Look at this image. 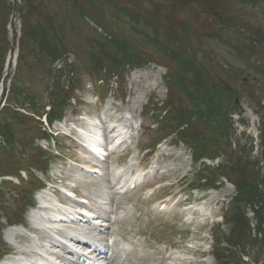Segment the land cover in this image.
I'll return each mask as SVG.
<instances>
[{"label": "rangeland", "instance_id": "obj_1", "mask_svg": "<svg viewBox=\"0 0 264 264\" xmlns=\"http://www.w3.org/2000/svg\"><path fill=\"white\" fill-rule=\"evenodd\" d=\"M156 1L158 0H145L142 8H138L141 12L140 16L147 18L150 24L158 22L163 25V29L166 26V30L171 29L173 25L176 26L177 30L175 31L178 32L179 38H183V42H189L193 47H196L198 60L207 65L214 77L236 91L237 113L236 115L233 113L231 122H229L231 124L228 123L229 126H232L229 133L233 139V143L230 141V144H232L230 151L224 152L223 148H219V145L215 146L209 139L208 142L204 141L203 152L208 153V151H211L210 155H221V158L233 157L236 159L249 156L252 161H258L260 159H257L260 154L256 155L258 142L251 137L259 134V130L264 123V0H249V2H252L251 4H244L246 0H207L211 1L207 2V5L200 3V0H190L198 4L204 11L195 12L184 6L175 7L176 11L174 12L172 10L164 11V15H162L167 16L169 21L163 22H160L156 17V9L153 6V2ZM9 2L13 5L11 0ZM131 8L136 9L134 6ZM12 12L13 10L8 18L6 12L4 15H0V54L3 55L4 63L7 62L10 56L15 57L11 74L9 73L11 76L16 71L18 45L22 34L20 14L17 20V39L14 40L11 26ZM91 13V16L97 22L99 21L105 28H110V32L116 35L123 34V36H119L125 40L122 43L123 47L118 44V49L119 46L121 49L118 57L122 61L132 62L135 60L136 55L141 56L144 54L151 64L128 75L124 79L126 82L124 88L118 87L113 82L109 87L110 90L113 87V91L107 95L104 93L106 99L103 100V103L98 101L99 96L102 95L99 86L92 80L84 67L78 66L79 71L84 72L80 74V84L73 93L75 100L66 106V115L62 122H56L52 131L49 132L45 117L42 119L43 125H41L34 122L31 115L26 113L28 117L24 119L22 124H18L14 128L16 144H13L12 147L15 150V159H7L5 164L10 165L12 161L15 163L26 150L33 149L34 151V148H32L34 144L33 147L47 149L51 166L37 173L40 178L37 179L38 182L44 181L47 183L45 185L46 189L41 192L29 184L20 187L18 191L17 188L14 189L11 185H7L6 190L0 187V211L4 212L0 214V256L5 250L18 253V250L28 249L27 236L23 238L17 234L14 241L9 239L6 235L9 230L6 229V220L10 224L26 222V227L31 232L33 231L32 233L36 234L41 242H49L46 237L50 235L46 231H36L33 225L30 224L29 216L31 212L25 207L29 203L37 209L39 206L38 198L41 197L46 200L50 199V203H52L50 206L52 207L53 201L62 199L61 192L67 189L77 194L78 201L85 199L89 204L88 209L93 211H91L93 215L96 214L106 220L115 218L114 208L123 207L125 209L127 224L123 228L132 230L135 233L134 238L131 237L135 245L130 256H124L122 251L119 250L123 257H120L119 254L116 256L114 260L117 264H246L242 261L241 254L245 255L248 264H264L263 244L255 246L247 244L244 249L238 246L232 248L226 245L224 243L227 239L225 236L231 232V224L228 222L224 224L226 235L217 232L216 223L221 221L223 215L228 216V220L232 218L230 212L231 202L237 196V190L232 185L225 183L223 179L220 180L219 175L215 174V180L223 183L221 185L219 183L213 184L218 187V191H195L194 196H192L184 190L188 188L185 185L190 179H196L193 185L203 189V184L199 183L197 179L205 175L204 172L200 171L204 169L207 163L204 160L195 164L192 161L191 151L188 147L179 143L175 137L167 138L170 135H176L175 132L179 124L172 123L167 128L166 123H160L158 120V112H152V110L159 109L154 108L152 104L158 103L161 108L163 105L165 107L170 100L166 74H168L167 68L172 66V63L168 59L166 60L155 54L151 44L146 41L143 35H135V30L129 32L128 27H125V25H117L114 20V12L102 13L91 9ZM169 14L173 15L171 19ZM34 19L35 17L32 15L31 20ZM87 20L86 23L88 24ZM220 20H223V24L232 26L233 30L229 27L227 29L222 27ZM5 24L8 40H6L4 33ZM83 27L84 32L79 38L75 37L72 32L69 33L70 45L74 47L76 52L70 54L69 61L70 63H77L81 62L80 58H83L84 61L81 63L88 67L89 59L85 51L88 47L87 39L93 36V32L87 29L85 25ZM250 31H255L258 36L255 34L257 37L254 36V38L248 33ZM245 35L254 39V41L251 43L245 40ZM208 56H210V59H207ZM212 59L213 63L210 65ZM218 64L223 66L224 72L221 71L220 73ZM47 69L48 63L46 62V64L40 65L32 71L24 70L22 81H20L21 87L28 88L33 94L43 96L46 103H48V91L44 89L42 79ZM6 73L4 66L2 78H5ZM222 77L224 81L221 80ZM197 87L194 88L196 94L199 95L196 98L200 99L204 89L200 85H197ZM179 88L180 90L174 89L173 98L171 97L174 103L173 107L191 113L192 117L198 115L197 110L192 107L187 96L190 89L186 82H183ZM194 96L191 95V98ZM118 97L120 100H116ZM124 97L126 99H123ZM198 120L205 121L197 116L195 121ZM141 124L144 130L147 129L145 134H143V129L140 127ZM119 126L125 128L128 132V143L123 147L125 153L116 152L110 154L106 158V162H97L101 175L94 177L90 176L91 174H86L84 169H89L90 166L96 167L92 164L94 158L83 147L86 143V136L96 133L95 137L102 136L103 144H107L113 139L114 132H111L110 129L117 130ZM44 128L48 134L53 132L54 140L64 145L63 150H58L61 155L54 152V143L46 140ZM208 136L207 134L206 140ZM191 140L195 141L194 139ZM161 141L162 144L155 154L151 155V153L148 154V151L144 152L145 148L149 149ZM197 147L200 148L198 145ZM9 150L11 148H8L4 144V140L0 138V156L3 157ZM21 159L24 165L30 166L26 158L21 157ZM140 160H143V167L151 166L149 167L150 176L157 175L152 183L154 189L157 187L163 188L156 193L153 203L167 196L174 197L182 192L188 197L190 195L188 202L190 204H186L185 209L178 207L170 213L158 214L152 212L151 205L142 200V198L146 199L149 196V188H145L143 192L135 190L123 196L118 194L120 188L115 191L114 187H116L117 182L113 183V181L115 177L120 182L123 179L117 178L119 175L115 176V170L122 167L119 170L121 174L135 170V173L137 172L140 175L142 172V169L138 167ZM213 163H218V160ZM260 168L262 167L260 166ZM197 171H199V174H196V177L193 178L192 176ZM22 175L25 179L27 178L25 173ZM127 178L128 175L126 180ZM15 182L18 183L16 180ZM262 189H264V186H262ZM186 195L178 198L177 201L185 203ZM200 197H204L205 201L200 202ZM67 206L70 207L69 204ZM74 206L72 204L73 208ZM192 208L205 213L206 216L194 215L192 224L189 225L188 220L191 215H188V209ZM54 215L56 214L54 213ZM232 223H236L235 228L238 230L246 231L244 226L240 224L241 221H232ZM56 227L61 231H66L70 226L60 224ZM71 229L73 228L71 227ZM255 230L251 227L253 237L257 233V230L256 232ZM101 237L99 236L98 240ZM222 247L232 249L230 252H225V259L223 253L220 252ZM214 249H217L216 255L217 257L219 255V262L215 261L212 256ZM55 250L64 255L61 248L56 247ZM3 261H7V259Z\"/></svg>", "mask_w": 264, "mask_h": 264}, {"label": "trees", "instance_id": "obj_2", "mask_svg": "<svg viewBox=\"0 0 264 264\" xmlns=\"http://www.w3.org/2000/svg\"><path fill=\"white\" fill-rule=\"evenodd\" d=\"M144 2L145 0H21L22 34L19 41L17 66L10 84L6 106L0 113V137L5 140L6 145L11 150L5 153L3 157L0 156V177L18 175L20 170L29 167L27 164H23L21 159L23 156L18 157L20 159H17L19 161L16 160L15 163L12 161L10 165L5 164L7 159H15V150L12 147L15 141L14 128L24 122V119L28 117L26 113L31 115L34 122L41 125H43L42 119L45 117V123L49 128L57 120L63 119L66 106L73 99V93L78 84H80V74L84 72L79 71L78 66L84 67L88 74H94L96 77L104 79L107 83L112 78H124L128 71L133 68H141L151 63L144 54L141 56L136 55L135 60L132 62L122 61L118 54L121 50L120 46L125 42L124 39L119 37L123 36V34L116 35L110 32V28H105L99 21L97 22L91 16V9L102 13L114 12V20L117 25H125V27H128L129 32L135 30V35H143L146 41L151 44L155 54L162 56L166 60L168 59L172 63V66L167 68V85L169 86L170 100L167 102V107L161 110L162 120L167 124L174 122L179 124L178 132L183 141L195 153V157L198 159L205 155H209L207 156L209 158L221 156L217 154L210 155L211 151H208V153L203 152L204 141L208 142L209 139L215 146L219 145V148H223L224 152L230 151L229 132L232 126H229L231 124L229 122H231V114L235 113L238 107V103L235 100L236 91L226 83L219 81L217 77H214L207 65L198 60L196 47H193L189 42H183V38V40L179 38L178 32L175 31L177 30L176 26L173 25L171 29L167 30L165 26L164 31L162 24L158 22L150 24L147 18L141 17V12L138 8L141 9ZM207 2L211 1L200 0V3L205 5H207ZM251 3L249 0L244 2V4ZM132 6L136 7V9H132ZM153 6L156 9V17L160 22L169 21L167 16H163L164 11L172 10L174 12L176 11L175 7L184 6L193 10L180 0H158L155 3L153 2ZM12 9L13 6L9 0H0V15H4L6 12V17L8 18ZM32 15L35 17L33 21L31 20ZM86 17L91 18L100 25L104 32L108 34V37L101 36L88 27L84 21ZM169 17L171 19L173 15L169 14ZM222 21L220 20L222 27L226 29L229 27L233 30L232 26L225 25ZM84 25L93 32V36L87 39L88 47L85 51L89 59L88 67L81 63L84 61L83 58H80L81 62H74L73 64L67 62L70 54L76 53L74 47L70 45L69 33L72 32L75 37H81L84 32ZM4 33L6 36V24L4 25ZM248 33L253 37L258 36L255 31ZM244 39L251 43L254 41L247 35H245ZM6 40H8L7 36ZM118 44L120 45L119 49ZM2 58L3 55L0 54V82L5 65L4 58L3 60ZM61 59L65 60V65L61 69H56L54 64ZM207 59H210V56ZM46 62L48 63V69L45 71L42 84L45 87L44 89L48 91V103L45 102L43 96L33 94L28 88L20 86L24 70L32 71L38 66L46 64ZM212 63L213 59L210 65ZM158 65L163 66L161 64ZM217 66L220 73L221 71L224 72L222 65L219 66L218 64ZM71 74L76 75L77 79H71ZM221 80L224 81L223 77ZM183 82H186L188 88L192 91L189 90V95L187 94V96L192 107L198 112V115L194 117L189 112H183L181 109L172 107L174 106L172 101L174 89L180 90L179 87L182 86ZM197 85L204 89L200 99L196 98L199 95L196 94L194 89L195 87L198 88ZM191 95L195 96L191 98ZM259 107L261 106L259 105ZM197 116L205 121H195ZM199 129L202 130L198 131ZM44 133H46V139L53 137L50 133L48 134L46 129ZM207 134L209 136L206 140ZM261 137L263 147L261 159L264 163V123L261 128ZM33 146L35 145H32L34 151L33 149L26 150L31 153V157H29V160L27 159L29 161H27L28 164L36 168L48 166L47 163H43L40 160V157L46 156V151L43 148ZM220 153L222 152L220 151ZM216 171L227 178L237 190V197L232 204V212L234 213L231 220H228V223L231 224V232L225 236L227 239L224 243L232 248L238 246L243 249L247 244H252L253 246L263 244L264 246V189H262V186H264V173H262L260 168V162L252 161L249 156L236 159L226 157L225 162L223 161ZM207 180L202 179L201 181L207 182ZM7 185L3 183L1 188L6 190L8 188ZM30 185L34 186L35 189L40 186V184L35 182H31ZM29 205L28 203L25 208ZM241 206L257 207L255 209L257 220L255 237H253ZM232 221H241L240 224L244 226L246 231H240L235 228L236 223L234 225ZM221 250L220 252L223 253L224 259L226 258L225 252L232 251V249L225 247H222ZM216 252L217 249H215L214 257L219 262V255L217 257Z\"/></svg>", "mask_w": 264, "mask_h": 264}, {"label": "bare ground", "instance_id": "obj_3", "mask_svg": "<svg viewBox=\"0 0 264 264\" xmlns=\"http://www.w3.org/2000/svg\"><path fill=\"white\" fill-rule=\"evenodd\" d=\"M13 24H14V27H15V29L17 28V21L15 20L14 22H13ZM124 131V130H123ZM96 134V133H95ZM95 134H93V135H87L86 136V140H87V142L88 143H92V145L94 146V147H96V146H98V145H96V143H95ZM97 149H98V147H97ZM99 152L100 153H102L103 151L101 150V149H99ZM94 173H96V171L94 170L93 171ZM197 214V213H196ZM199 214V213H198ZM108 229V227L106 228V230ZM19 228H13V229H9L8 230V232L6 233V235L9 237V239H11L13 236H15L18 232H19ZM38 231V230H37ZM49 239H51L50 237H48ZM96 251H98L97 253H100L101 251H105L104 253H100V255L101 254H104V255H107V249L106 248H95V252ZM18 253H20L21 252V250H18L17 251ZM113 255H115V253L113 254ZM79 262H80V259L78 260ZM93 264H115V262H114V259L111 257V256H108L106 259H105V261H103V262H101V261H95ZM138 264V263H137Z\"/></svg>", "mask_w": 264, "mask_h": 264}, {"label": "water", "instance_id": "obj_4", "mask_svg": "<svg viewBox=\"0 0 264 264\" xmlns=\"http://www.w3.org/2000/svg\"><path fill=\"white\" fill-rule=\"evenodd\" d=\"M182 1H183L186 5H189V6L193 7V8H195V9L198 10V11H201L200 7H199L198 5H196L194 2H192V1H188V0H182ZM14 16H15V14H14ZM11 63H12V58L9 59L8 67L11 66ZM5 92H6V90H5V81H4V88H3V90H2V94H3V96L0 97V104L4 101V98H5Z\"/></svg>", "mask_w": 264, "mask_h": 264}]
</instances>
